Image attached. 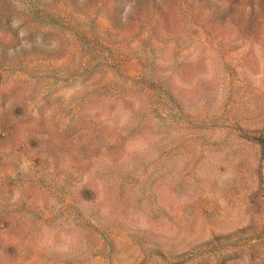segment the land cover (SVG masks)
I'll list each match as a JSON object with an SVG mask.
<instances>
[{
	"label": "rangeland",
	"instance_id": "obj_1",
	"mask_svg": "<svg viewBox=\"0 0 264 264\" xmlns=\"http://www.w3.org/2000/svg\"><path fill=\"white\" fill-rule=\"evenodd\" d=\"M0 264H264V0H0Z\"/></svg>",
	"mask_w": 264,
	"mask_h": 264
}]
</instances>
